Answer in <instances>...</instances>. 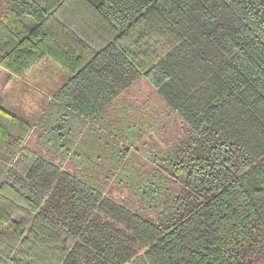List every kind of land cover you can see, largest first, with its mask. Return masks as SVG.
I'll return each mask as SVG.
<instances>
[{"label": "trees", "instance_id": "trees-1", "mask_svg": "<svg viewBox=\"0 0 264 264\" xmlns=\"http://www.w3.org/2000/svg\"><path fill=\"white\" fill-rule=\"evenodd\" d=\"M46 60L0 104V264H264V0H0V68Z\"/></svg>", "mask_w": 264, "mask_h": 264}, {"label": "rangeland", "instance_id": "rangeland-1", "mask_svg": "<svg viewBox=\"0 0 264 264\" xmlns=\"http://www.w3.org/2000/svg\"><path fill=\"white\" fill-rule=\"evenodd\" d=\"M67 78V73L62 68L57 66L51 60H46L29 73L26 80L21 81L18 87L12 84L5 93V95L9 97L1 98L0 104L9 103L7 106L12 110H16L17 107L13 106V104H15L19 105L24 110L23 107L27 106L30 102L33 103L32 100L37 99L45 87L54 85V88L57 89L58 86H62L66 82ZM146 87L147 88H143V86L139 85L137 88L133 89L134 96L137 99L142 100L145 98H152L151 96L149 97V95H146L147 93L149 94V91H146L149 90V86ZM35 92H37V94ZM150 101L153 105V99H150Z\"/></svg>", "mask_w": 264, "mask_h": 264}, {"label": "crops", "instance_id": "crops-1", "mask_svg": "<svg viewBox=\"0 0 264 264\" xmlns=\"http://www.w3.org/2000/svg\"><path fill=\"white\" fill-rule=\"evenodd\" d=\"M23 80H26L25 79H19V78H13V77H10L8 75L7 72H5L4 70H2L0 68V97L3 98V97H9V96H6L5 93L7 92V90L9 89V87L14 84L16 85L17 87L20 85V82L23 81ZM32 86V85H31ZM52 89H55L54 88V85H51L50 87H45L43 91H47L49 92L50 90ZM42 91V92H43ZM33 93V91H32ZM37 94V92H35ZM15 104H13L14 106ZM18 109H19V106L18 105H15ZM27 114V113H26ZM24 115V114H23ZM32 119V118H31Z\"/></svg>", "mask_w": 264, "mask_h": 264}]
</instances>
